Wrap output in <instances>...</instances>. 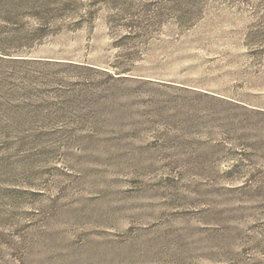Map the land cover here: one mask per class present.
I'll return each instance as SVG.
<instances>
[{
    "label": "rangeland",
    "instance_id": "374dc122",
    "mask_svg": "<svg viewBox=\"0 0 264 264\" xmlns=\"http://www.w3.org/2000/svg\"><path fill=\"white\" fill-rule=\"evenodd\" d=\"M0 264H264V0H0Z\"/></svg>",
    "mask_w": 264,
    "mask_h": 264
}]
</instances>
